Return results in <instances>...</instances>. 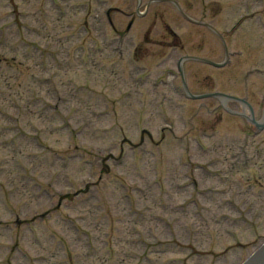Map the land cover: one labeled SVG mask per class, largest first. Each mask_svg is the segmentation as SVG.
<instances>
[{"label": "rangeland", "instance_id": "1", "mask_svg": "<svg viewBox=\"0 0 264 264\" xmlns=\"http://www.w3.org/2000/svg\"><path fill=\"white\" fill-rule=\"evenodd\" d=\"M103 1L122 5L0 0V79L13 75L17 86L13 100H0V264L6 254H18L9 264H67L54 257L62 241L72 264H242L264 243V133L230 137L201 101L179 96L176 63L198 56L199 36L173 4L161 3L163 21L141 32L150 44L137 66L129 49L138 43L109 33ZM168 1L222 32L238 29L225 68L183 65L191 89L200 92L203 76L221 77L218 88L241 98L249 90L259 106L264 0ZM118 15L121 32L129 19ZM165 27L182 51L167 50ZM203 49V58H224L221 47ZM14 56L13 71L6 59Z\"/></svg>", "mask_w": 264, "mask_h": 264}, {"label": "water", "instance_id": "2", "mask_svg": "<svg viewBox=\"0 0 264 264\" xmlns=\"http://www.w3.org/2000/svg\"><path fill=\"white\" fill-rule=\"evenodd\" d=\"M256 254H264V247H262ZM260 256L255 258V262L253 261L252 264H264V259L257 263ZM249 264V263H248Z\"/></svg>", "mask_w": 264, "mask_h": 264}]
</instances>
